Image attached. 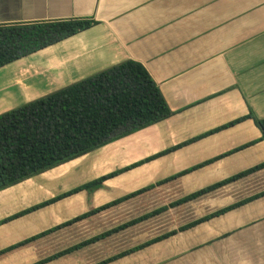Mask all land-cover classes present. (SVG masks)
<instances>
[{"label":"crops","instance_id":"1","mask_svg":"<svg viewBox=\"0 0 264 264\" xmlns=\"http://www.w3.org/2000/svg\"><path fill=\"white\" fill-rule=\"evenodd\" d=\"M56 19H91L95 23L10 63L29 62L31 68L43 69L62 87L121 60L133 59L148 71L172 112L163 120L107 143L108 171L143 161L163 149L196 137L148 160L164 163L161 172L164 175L168 171H173V175L186 171L173 177L174 194L180 191L185 195L264 161L258 153L264 151V140L259 138V130L252 118L230 123L249 113L264 118V0H0V24ZM220 154L224 155L217 157ZM194 156L198 157L195 162ZM214 157L217 158L210 161ZM103 158L100 157V161ZM203 162L206 163L192 169ZM227 162L235 168L226 170ZM142 166L139 164L124 171ZM257 171H264V167L171 207L173 228L183 223L181 219L185 222L198 218L205 211L221 208L223 204L218 196L211 198L208 195L230 182L254 177L253 173ZM140 176L146 174L142 172ZM209 177L214 179L204 182ZM26 181L0 189V249L88 210L82 208L69 218L54 215L57 217L51 223L45 217H39L41 221H37V210L7 219L35 204L40 197L49 198L48 191L31 196L30 184ZM259 198L233 208L239 213L225 211L214 216L219 222L213 236H218L207 245L212 250L206 249L207 246L201 250V264H209L214 258L218 264H264V203L255 204ZM193 201L197 212L187 209L188 202ZM91 203L96 206L100 202L92 199ZM245 205H248L247 213L242 212ZM127 208L132 209L130 205ZM178 208L179 212L176 211ZM198 211L203 213L199 215ZM30 213H34L30 220L33 227L23 232V226L16 221L29 220ZM97 213L79 221L90 220ZM29 223L25 226H30ZM73 223L7 250L0 254V264H29L81 241L76 239L67 243L61 235V231ZM184 231H180L182 235ZM39 240L43 241L39 244ZM99 241L86 245L91 249ZM215 241L219 242L217 249H213ZM232 241L234 254L229 253ZM84 246L42 264L81 262V258L91 257L82 254ZM149 246L155 247L154 243ZM7 256L13 261L7 263L4 260ZM187 264H193V261Z\"/></svg>","mask_w":264,"mask_h":264},{"label":"trees","instance_id":"2","mask_svg":"<svg viewBox=\"0 0 264 264\" xmlns=\"http://www.w3.org/2000/svg\"><path fill=\"white\" fill-rule=\"evenodd\" d=\"M94 23L91 19H56L0 24V67L65 39L92 26ZM171 113L158 86L145 67L140 62L129 58L66 84L45 95L29 100L19 106L2 111L0 112V189L163 120ZM245 117L252 118V121L259 130V138L264 140V118H256L249 113L234 119L230 123L242 120ZM223 126L216 127L211 131L218 130ZM195 138L193 137L188 141L163 149L143 161L165 154L180 145L191 142ZM222 155L224 154L217 155V157ZM217 157L210 159V161ZM143 161H136L110 171L106 175L98 176L91 181H87L56 195L55 199L77 190L86 189L89 186H97L102 180L141 164ZM204 163L206 162L199 163L193 166L192 169ZM262 167H264V161L229 175L206 187L187 193L169 202L166 206L182 203L207 190H211ZM185 172L181 171L170 177L178 176ZM144 188L103 203L75 215L52 228L10 244L0 249V254L52 230L71 224L114 205L125 198L138 194ZM263 194L264 190L193 219L186 224L158 234L142 243L117 251L92 264H107L127 256L171 234L189 228L198 222L205 221ZM42 204L36 203L31 205L10 215L7 219L20 216ZM166 206H160L153 209V211L131 218L29 264H42L55 259L130 226L152 214H156L165 209ZM7 219H3L2 221Z\"/></svg>","mask_w":264,"mask_h":264},{"label":"rangeland","instance_id":"3","mask_svg":"<svg viewBox=\"0 0 264 264\" xmlns=\"http://www.w3.org/2000/svg\"><path fill=\"white\" fill-rule=\"evenodd\" d=\"M31 67L32 65L29 62L20 64L18 62H13L0 67V112L19 106L29 100L45 95L46 93L61 87L60 84H58L49 76V73L43 71V69L34 70ZM28 68L30 70H27ZM104 145L105 146L101 145L83 155L63 162L62 164L65 165L61 167L56 165L22 179L27 180L26 183L30 184L28 190L31 196H33V194L36 196L40 191H48L49 198L47 197L41 199L40 197V200H35L37 204H43L35 208L34 211L37 210L35 213V219H37V221H41L39 217H45L46 220H49V223H51L57 216L60 218H69L70 216L72 217L73 214L80 212L82 208L84 210L85 208H88V210L92 209L90 208L91 206H89L95 205V203H91L92 199L95 200V202H100L98 205L94 206L97 207L103 203L109 202L113 199L122 197L128 193H132L135 190L145 187L138 194H134L116 203L119 205H117L115 208H111V205L100 211H97L98 213L94 217L90 218V220H78V222L76 221L71 226L65 227V229L61 231V235H64V240L67 243L74 242L76 239L82 240L87 236L91 237L97 233L129 220L128 218L130 217H137L153 211V209H156L160 206H166L169 202L173 201V198L183 194V192L180 191H178L177 194H174L173 192V177H170L171 175L173 176V171H168L165 173V175L164 173L161 174L164 168V163H161L160 161L155 162L153 160H146L144 163L140 164H143L142 167L136 168L134 170L124 171V173L121 171L122 173H117L119 175L115 176L110 181H106V179H104L97 186H89L86 189L77 190L55 199L56 195L58 194L64 193L78 185H81L87 181H91L98 176L106 175L110 173V171L116 170L112 169L108 171L110 166L108 155L110 154L105 150L106 144ZM258 153L260 160H264V155H262L264 151H260ZM102 156L105 158L100 161V157ZM193 160L194 162L197 161L198 157L194 156ZM167 164L168 162L166 163V166ZM225 168H227L226 170H233L235 165L227 162V164H225ZM141 171L146 174L145 177L140 176L142 173ZM253 174L254 177L243 181L236 180L234 183L230 182L223 188L212 191L208 197L212 198L213 196V198H217L218 196L220 204H223L221 206L224 207L234 203L236 199H244L249 197L246 195L251 192L258 190L256 192L258 193L263 191L264 177L261 176H264V171H257ZM219 177H222V175ZM212 179H214V177H209L208 179H205L204 182H209ZM182 196L183 195L177 198ZM1 197L4 198V196ZM257 197L260 198L255 201V204L264 203V194ZM194 198H196V196ZM253 199L254 198L250 200ZM194 202L195 201L188 202V211L197 212V210L194 208L196 207ZM129 205L132 207L131 211L127 208ZM176 205L177 204L173 206H166V208L162 211L145 218L146 220L142 219L134 223L135 225L132 224L120 229L121 231L118 230V233H112L108 239H106V237L98 239L100 241L97 242L95 247L91 249H89V246L87 245L84 246L82 248V254L86 257H91L81 258V262L76 261L78 262L76 264H92L112 255L118 250L120 251V249L122 250L138 243H142L158 235V233L161 234L173 229V210L171 211L170 208ZM43 206L45 207L40 209ZM247 207L248 205L242 207L244 208L242 212H249L247 211ZM231 209L227 210L228 212H226L239 213V211ZM214 210L205 211L204 213L202 211H198L199 215L203 213L199 217ZM32 211L33 210L25 212L24 214ZM176 211L179 212L180 208H178ZM32 215H34V213L29 214V220L27 218H22L21 221H16V223H21V226H23L21 231L25 232L29 230L30 227H33V224L30 222L31 218H33ZM54 215L57 216L54 217ZM104 217L107 218L103 219ZM184 220L185 219H181L183 223L174 226V228L178 227L179 225L186 224L193 219L185 222ZM218 222V218L214 219V217H211L205 221L198 222L197 224L184 229L186 231L182 230L184 231V233L182 232L183 235L180 231H178L154 243L155 247H150L147 245L149 247L145 246L147 247L146 249L143 247L129 254L128 256L122 257L111 263L187 264L188 261H193V264H201V250L204 248V246L211 245V242L217 239L216 236L218 235L213 236V233L215 234L218 230ZM27 223H29L30 226L26 227L25 225ZM152 223H154L153 226L151 225ZM142 231H144V233H141ZM207 232L210 236H208ZM20 235L21 234L18 236ZM207 238H209L210 241L206 240ZM42 241L43 240H39V244ZM214 243L213 249H217L219 242L215 241ZM232 245L233 241L229 245V253L234 254V245ZM206 249L212 250L211 247L208 246ZM197 257H199V260H197ZM4 260L7 263L9 261H13L12 257L10 256H7V258H4ZM211 260L213 262L211 261L209 264H218L216 258ZM54 264H65V262L63 263L57 261ZM69 264H74V261L70 262Z\"/></svg>","mask_w":264,"mask_h":264}]
</instances>
